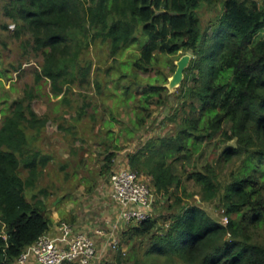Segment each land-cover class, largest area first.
Returning <instances> with one entry per match:
<instances>
[{"label":"trees","instance_id":"16d2710c","mask_svg":"<svg viewBox=\"0 0 264 264\" xmlns=\"http://www.w3.org/2000/svg\"><path fill=\"white\" fill-rule=\"evenodd\" d=\"M205 2L215 0H93L87 8L82 0H11L7 9L17 24L15 37L30 34L31 47L43 60L35 67L37 81L50 82L55 97L72 76L70 33L84 30L86 22L95 30L93 39L108 43L114 58L141 46L138 57L121 62L123 75L130 73L133 80L151 72L159 55L191 54L181 86V130L129 156L131 169L148 176L159 195L174 197L170 209L177 212L162 234L152 218L129 232L150 240L142 264H264V0H219L223 13L216 25L204 28L199 11ZM167 83L158 76L145 85L133 111L134 129L168 104ZM122 90V99L137 100L131 86ZM8 112L0 125V264H17L51 229L45 202L29 201L27 192L52 158L31 150L27 135L47 120L38 119L24 100ZM113 160L109 154L108 165ZM231 166L223 181L224 168ZM191 184L200 189L203 203L220 199L227 224L202 205L189 204Z\"/></svg>","mask_w":264,"mask_h":264},{"label":"rangeland","instance_id":"374dc122","mask_svg":"<svg viewBox=\"0 0 264 264\" xmlns=\"http://www.w3.org/2000/svg\"><path fill=\"white\" fill-rule=\"evenodd\" d=\"M82 1L86 3L85 8L93 4V0ZM10 3L11 0H0V125L14 102L24 100L38 119L47 120L38 130L27 129L29 148L52 158L36 188L28 190V200L32 202L36 198L45 202L51 229L67 226L75 234L96 236L99 254L94 264H142L150 240L129 234L138 224L120 219L121 210L113 198L111 177L123 170H132L129 156L148 142L175 138L181 130L182 85L169 90L168 104L158 109L147 125L134 129L132 121L136 120L133 111L138 108L145 85L159 76L161 80L167 79V86L174 75L171 69L174 65L177 67L182 55H159L151 72L139 74V80H133L128 78L130 73L123 75L121 62L138 57L141 46L131 47L123 56L114 58L108 43L93 39L95 30H89L86 22L84 30L70 33L73 57L68 64L72 76L66 79L63 93L55 97L50 82L37 81L35 67H41L43 60L31 47L30 34L23 31L20 39L15 37L17 24L7 16ZM202 4L199 15L203 27L216 25L223 13L222 3L215 0L212 5ZM208 34L211 36L213 32ZM29 41L30 47L26 43ZM122 75L128 76L121 81ZM126 85L133 88L137 100L122 99ZM176 115L177 121H170ZM110 122L113 126L108 125ZM109 154H114L112 165L107 163ZM233 169V166L224 168L223 181ZM21 173L24 178L28 175L25 169ZM140 177L152 189L149 218L157 221L156 232L162 234L170 228L177 213L170 209L175 199L159 195L145 174ZM188 193L194 195L189 204L202 205L217 222L227 224L220 199L203 203L200 189L194 184Z\"/></svg>","mask_w":264,"mask_h":264},{"label":"built area","instance_id":"2783aa9c","mask_svg":"<svg viewBox=\"0 0 264 264\" xmlns=\"http://www.w3.org/2000/svg\"><path fill=\"white\" fill-rule=\"evenodd\" d=\"M113 198L120 207V219L140 224L149 219L153 203L150 184H147L133 170L127 169L112 174ZM66 245L58 244L48 236H43L19 259L25 264L32 256L36 264H94L99 250L96 236L88 233L75 234L64 227ZM101 232H98L99 234Z\"/></svg>","mask_w":264,"mask_h":264},{"label":"water","instance_id":"95a60500","mask_svg":"<svg viewBox=\"0 0 264 264\" xmlns=\"http://www.w3.org/2000/svg\"><path fill=\"white\" fill-rule=\"evenodd\" d=\"M192 61L191 55H184L180 61L177 63V69L174 73L172 79L170 80L167 88L170 91H174L176 88L180 87L185 79L186 70L190 67Z\"/></svg>","mask_w":264,"mask_h":264},{"label":"crops","instance_id":"0c3cea01","mask_svg":"<svg viewBox=\"0 0 264 264\" xmlns=\"http://www.w3.org/2000/svg\"><path fill=\"white\" fill-rule=\"evenodd\" d=\"M46 236L55 240L58 244L66 245L67 238L65 237L64 230L62 228L58 229L57 227H53L50 231L46 234ZM97 239V238H96ZM17 264H20L19 262ZM25 264H36L34 258L29 256L28 261Z\"/></svg>","mask_w":264,"mask_h":264}]
</instances>
